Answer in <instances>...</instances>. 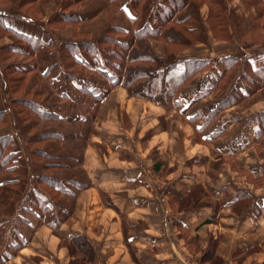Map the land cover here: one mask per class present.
I'll list each match as a JSON object with an SVG mask.
<instances>
[{
    "label": "crops",
    "instance_id": "1",
    "mask_svg": "<svg viewBox=\"0 0 264 264\" xmlns=\"http://www.w3.org/2000/svg\"><path fill=\"white\" fill-rule=\"evenodd\" d=\"M94 1L87 10L77 9L89 17L83 28L92 35L116 21L103 5L118 1L124 15V21L118 22L121 25L138 14L131 0H100L106 3L91 11ZM229 5L245 21L257 15L243 0H229ZM104 14L109 15L108 22L97 23ZM144 14L139 24L146 20ZM208 14L206 5L201 15L207 18ZM153 44L166 47L163 42ZM259 47L263 44L242 45L232 35L227 41L212 40L209 45L196 44L181 51L180 59L213 60L182 88L181 97L187 104L182 110L130 96L123 86L113 87L86 133L87 144L79 159L84 178L78 180L83 178L88 186L74 187L71 215L55 230L51 224L56 220L48 212L30 228L27 244L16 252L10 250V256L14 255L0 264H202L211 239L219 241L216 252L223 264H263L264 136L256 140L254 123L244 120L264 111V99L255 100L257 92L247 91L251 82L239 73L236 86L246 89L245 102L209 118L208 112L222 98L217 91L203 93L205 84L212 86L222 71L223 56L253 55ZM259 64L255 61V66ZM219 124L223 133L218 135ZM198 185L206 191L201 201L207 204L181 210V197ZM240 191L252 197L242 211L235 209L238 202L233 199ZM54 212L63 215L58 208ZM79 235L91 244L94 261L84 262L83 252L70 245V237ZM193 237L199 241L192 249L188 241ZM242 254L243 259H236Z\"/></svg>",
    "mask_w": 264,
    "mask_h": 264
},
{
    "label": "trees",
    "instance_id": "2",
    "mask_svg": "<svg viewBox=\"0 0 264 264\" xmlns=\"http://www.w3.org/2000/svg\"><path fill=\"white\" fill-rule=\"evenodd\" d=\"M73 1L81 4L85 0ZM110 1L113 2L115 0ZM243 1L248 8L256 9L257 15L246 19L248 25H246V28L241 27L240 31H238L239 42L245 45L251 42L263 44L264 42L256 40V37H263L264 39V0ZM97 2L98 0L93 3L91 11ZM21 4L22 2H19V9H22ZM206 5L209 8L207 18L201 15V11ZM131 7L138 11V14L129 19V24H110L104 28L103 33L97 38L83 27L78 26L79 24L83 25L84 21L89 19V17L83 16L77 9L70 8L68 11L66 9L59 11V14L63 17V21L72 25L69 33L72 38L58 41L56 38L51 37L46 42L43 39V35H30L29 33L19 31L17 28L9 27L4 24L3 15H1V40L6 34H14L24 40L25 44H28L32 48V52L29 55L37 60V65L29 64L27 67L22 68H20L21 65H17L9 68L11 71L15 69L14 75L10 77L9 87L4 89L5 95L3 96H9V98L6 101H2V95L0 97V126L2 125V128H0V175L15 173L19 170V161L22 159V156L19 157L18 155L19 146L17 145V139H20L21 133H25L24 135H26L28 132L30 134V131L33 132L32 125H29L30 130L27 131L25 128V126L28 127V125H25L26 122L29 124L40 121H54L59 122V124H64V122L79 124L82 122L88 124L87 132H89L90 123L97 117V108L115 86H123L130 96L147 99L167 109L175 108L182 110L187 106L185 100L181 97L182 88L188 86L199 72L208 69L213 60L211 57L204 59L199 57L180 59V52L196 44L209 45L212 40H230L232 35H236V29L241 26L244 19L239 18L234 9H230L229 0H131ZM143 13H145L146 20L143 24H139ZM55 21L56 19L54 18L50 19L48 24ZM153 42H163L166 44L164 54L158 53ZM5 47H9L8 49L11 50L14 49V51L16 50L15 45H11V43H5L3 48ZM42 49L46 50V55L45 57L42 56L40 61L46 63L47 66L43 72H40L39 52ZM24 51L23 48L20 51L17 50L18 53H24ZM263 51L264 49L242 58L233 55L223 56L220 61V65L223 68L216 79L218 81H215L212 86L205 84L203 93L207 94L218 91L221 84L227 79L228 74L236 68L242 69L240 78L254 84L255 92L260 88H264V54H261ZM255 61L262 62V64L255 66ZM72 69L77 70L78 73L72 72ZM54 70H57L58 75L53 76L52 72ZM36 73H40L43 80L51 87L53 84H58L57 96L64 102L63 105L54 101L45 106L43 102L35 100L33 97L31 99L22 96L24 92L25 95L30 93L29 95L33 96L43 94L41 92H33V94V90L28 89L32 76ZM96 75L101 76L105 81L101 86L98 85V81L92 80ZM227 92V95L221 96L222 99L217 103L213 111L208 112L209 118H215L222 110L242 104L243 100L247 97V94L236 85L231 87ZM88 99L94 100L92 109L95 107V110L88 117L89 120L85 122L83 120L85 118L84 115L90 111H86L83 114L80 111L87 104ZM23 103L28 105L27 107L35 113L36 120L30 114L23 116V110L20 107ZM9 110H13V115L17 116L15 118V126L10 124L13 121L9 118ZM67 111H71L69 112L70 115L74 111H79V114L73 121H66L65 118L70 116L65 115ZM234 119L237 120V118ZM244 122L254 123L256 140L259 141L264 136V111L244 120ZM20 123H24L22 125L25 126L22 128ZM221 133H223V130H221V125L219 124L216 134L219 135ZM17 134L18 138L16 137L15 141ZM26 136L23 141L28 146L31 144L40 145L38 148L31 149L28 152V157L36 162L35 165L37 163L40 164V160L61 158L59 155L54 156L55 153H50L46 149L55 146L57 153L66 154L73 151L68 142H72L75 139L87 138V134H67L64 131L54 129ZM44 145H46V148H41ZM13 147L17 149L12 151ZM8 149H10V152L6 153ZM66 157L69 160H73V162L78 159V164L80 162L79 157L73 153L63 158ZM41 166L40 173L38 172L40 169L36 170V182L45 181L44 183L47 182L46 184L58 193H61L57 187V182L60 181L71 183L78 190L88 186V183L82 180L83 178L78 180V178L74 177L75 174L73 177L65 178L63 176V179H61L59 176L50 177L45 172L51 169H66V164L51 162L41 164ZM80 173L83 175L82 170L78 171L76 175ZM5 182L0 181V187H3ZM6 184L21 185L19 180L7 181ZM32 193L34 195V203L37 205L42 200L44 191L39 188L36 191H32ZM205 194L206 191L203 186H195L181 197L179 208L181 210H188L191 208L199 209L205 206L207 202L201 201V196ZM71 195L73 198L75 197L74 191ZM52 198L56 199L55 196ZM251 198L247 191H240L234 195V202H238L235 209L239 211L246 209L252 202ZM59 200L63 201L62 198ZM53 207L48 205L45 208V213L50 212L52 219L56 220L51 226L57 230L58 225L71 215L72 210H68L67 205L62 203L58 210L63 215H55L54 210L57 208ZM34 213L38 219L45 218V214L43 213L38 215L35 210ZM208 222H212V219L206 221V223ZM9 237V241L6 238L4 239L3 236L0 239L1 246L5 243L4 249L0 253H3L0 257L1 262H5L9 258L7 256H10V250L16 252L27 244V236L25 234H19L17 231H14ZM198 241V237L191 238L188 241L190 248H195V244ZM69 243L73 250H81L83 252L84 262L95 260L94 250L84 236H71ZM218 243V239H211L209 248L202 256V264L224 263V259L216 252ZM251 250L253 249L248 251ZM244 255L242 254V259Z\"/></svg>",
    "mask_w": 264,
    "mask_h": 264
},
{
    "label": "rangeland",
    "instance_id": "3",
    "mask_svg": "<svg viewBox=\"0 0 264 264\" xmlns=\"http://www.w3.org/2000/svg\"><path fill=\"white\" fill-rule=\"evenodd\" d=\"M93 0H85L84 2L77 3L74 2L73 0H0V18L2 17L1 15H3V19H4V24L8 25L9 27L12 28H17L19 31L25 32V33H29L30 35L33 34L35 36H40L43 35L44 36V40L45 42L51 39V37L56 38L58 41H62V40H67V39H71L72 37L69 35L70 33V28H72L70 24L65 23L63 21V17L59 14V11H64L65 9L68 11L70 8L72 9H78V10H87V6L90 5V3ZM96 1V0H95ZM94 1V2H95ZM100 0H98L97 5H96V9H99L101 7V4H105L104 2H99ZM19 2H22L21 4V8L19 9L18 5ZM119 3L118 1L116 3H114V5H103V9L107 8L105 11L111 13V19L112 20H116L113 21V23H118V22H123L124 21V15L122 14V12L119 11ZM91 8V7H90ZM101 10V9H100ZM106 15V14H104ZM58 16V17H55ZM60 16V17H59ZM103 18L98 19L97 23H99L100 21H106L108 22V18L109 15L106 16H102ZM56 19L55 22H52L51 24H48L49 20L51 19ZM111 20V21H112ZM96 24H89L88 27H95ZM247 24V21L245 22V20H242V24L240 27H238V29H240L241 27H245ZM78 26L80 27H84L85 24H79ZM85 28V27H84ZM79 29V28H76ZM239 30H236V36L237 39L239 40L238 37V32ZM32 32V33H30ZM1 33V32H0ZM103 33V31L99 34L98 31H96L94 33V37H99L101 34ZM4 35V33H3ZM256 37V36H255ZM262 38V39H261ZM256 37V40H262L261 42H264L263 37ZM5 43H11V45H15V51L14 49H8L9 47H5L3 48V45ZM244 43V42H243ZM264 44V43H263ZM244 45V44H242ZM165 47V46H164ZM163 46H158L156 47V49L158 51H162L164 50ZM264 47V45H263ZM261 47V48H263ZM24 49V53L21 52H17V50L20 51V49ZM260 47L257 48L258 50L261 49ZM31 47L28 46V44H25V41L20 39L18 36H15L14 34H6L2 40L0 38V97L2 95V101H6L9 96H3L5 95L4 93V89L9 87L10 84V77L13 74V72L15 71V69H12V71L9 69L10 67H14L17 65H21L20 68L22 67H27L29 64L32 65H37V60L33 59L29 54H31ZM256 49V50H257ZM255 50V51H256ZM257 50V51H258ZM253 51V52H255ZM256 51V52H257ZM261 51V50H260ZM259 51V52H260ZM252 52V53H253ZM264 54V51L261 53ZM46 55V50L42 49L39 52V70L40 72H43L46 68V63L41 62L40 58L43 56L45 57ZM239 56L242 57H246L247 55L242 53L239 54ZM47 61V60H46ZM48 62V61H47ZM223 66L220 65V69H222ZM72 72H77V70L72 69ZM242 71L241 68H236L234 70H232V72H230L227 76V79L221 84L219 90L217 91L218 95H227V91L231 88L234 87L235 85H237L239 83V81L236 79V76ZM53 76L54 75H58L57 74V70H54L52 72ZM32 76V75H31ZM81 77V75H80ZM29 79V78H28ZM93 81H98V85H102L103 83H105L104 79L101 76H94V79H92ZM59 88L58 84H53V86L51 87L49 84H47L46 81L43 80V77L41 76L40 73H36L33 74L32 76V81L30 82V86L28 87V89L33 90V92H41L43 94L38 95H25L22 94L23 97H28L31 98L32 97L35 100L41 101L44 103L45 106H48V104L53 103L54 101L57 103H62L63 105V101L59 99L58 93H57V89ZM252 88L255 90V86L253 83H247V91L252 90ZM104 90V88H102ZM101 89V91H102ZM246 89H242L245 90ZM257 94L255 100L258 99H264V88H260L258 90H256ZM20 94V93H19ZM34 94V93H33ZM221 98V97H220ZM253 98V99H254ZM245 102V101H243ZM39 103V102H38ZM87 104L84 105L80 111V113H85L86 111H90L89 113L84 115V121H88L91 115V113L95 110V107L92 109V105L94 104V100L92 99H88ZM248 103V102H247ZM28 105H26L25 103L21 104L20 107L23 110V116H26L28 114L31 115V117H33V119H35V113L29 109V107H27ZM244 106H247V104L243 105L241 108H244ZM99 108V107H98ZM97 108V109H98ZM69 112L71 111H67L64 114L65 115H70ZM9 118L13 121L12 123H10L11 125L15 126V118L17 116L13 115V110H9ZM79 114V111H74L70 116H67L66 121H73L75 119V117H77V115ZM31 120V119H29ZM36 120V119H35ZM96 120V119H95ZM94 120V121H95ZM34 121V120H31ZM93 121V122H94ZM91 122V123H93ZM227 120H224L222 123H226ZM90 123V125H91ZM221 123V121H220ZM24 123H20L21 127L23 128V126H25V128L28 130H30V126L32 125V131L26 133V135H33L36 132H40V131H46V130H58V131H64L67 134H81V135H85L87 133V128H88V124L86 123H82L80 122L79 124H71V123H67L64 122V124H59V122H46V121H40V122H36L33 124H29L28 122L25 123V125H22ZM0 128H2V125L0 126ZM1 134V133H0ZM21 137L18 140L17 139V145L19 146L18 150H19V157L22 156V159L19 161V170H17L15 173H10V174H1L0 175V181H15V180H19L21 185L20 186H14V184H4L3 187H0V239L2 238V236L4 237V239L6 238V240L9 241L10 239V235L11 233H13L14 231H17L19 234H25L27 236L28 232L31 230L30 228H33L36 224V222L40 221V220H44V219H38L34 214V210L38 213V215H40V213H43L45 215H48V213H45V208L48 205L54 206L55 208H59L60 204H65L67 205L68 210L72 209L73 207V198L71 196V194L73 193L74 190V186H72L71 183L68 182H57V187L59 188V190L61 191V193H58L56 190H54L53 188L49 187L46 183H44L45 181H40V183L36 182V170L40 169L42 166L41 164L44 163H51V162H57L59 164H66L67 168L63 169V170H55V169H51V170H46L45 172L48 174V176L50 177H61V179H63L62 177L65 176V178L67 177H73V175L75 174L74 177L76 178H80L84 175L77 174L76 173L82 168V161L80 160V164H78L77 160L73 162V160H69L66 158H63L66 155L69 154H75L77 157H79V159L81 158V153L83 151L84 145L86 146V142L84 138H81L78 142H76L75 144H73L72 146H70V148L73 150L69 153L66 154H62V153H57L55 150V146H52V148L46 149L48 152L50 153H55L54 156L59 155V157L61 158H54V159H44V160H40V164L37 163V165H35V161H33L32 159H30V157H28V152L31 149L34 148H38V146H40L39 144H31L30 146H28L23 139H25L27 136L24 135L23 133H21ZM68 136V135H67ZM16 137L18 138V134L15 136V141H16ZM59 143V142H56ZM70 143V142H68ZM41 148H46V145L42 146ZM17 148L13 147L12 151L16 150ZM51 149V151H50ZM59 151V150H58ZM10 149L7 150L6 153H9ZM62 152V151H59ZM41 169L38 171L40 173ZM21 172V173H20ZM43 172V171H42ZM42 182V184H41ZM54 183V182H53ZM65 183V184H64ZM28 187V188H27ZM41 188L44 191V195L42 196V200L39 201L37 203V205H35L34 203V195L32 193V191H36L37 189ZM61 194H64L61 196ZM56 197V199H53L52 197ZM62 198L63 201L61 202L59 199ZM7 206V207H6ZM53 207V208H54ZM31 208H33V210H31ZM57 211V209H56ZM257 214L259 212H256ZM264 214V213H263ZM5 227L7 228L5 230ZM16 239V238H14ZM5 243L2 245L1 249H0V253L3 251ZM240 259L241 257H236V259Z\"/></svg>",
    "mask_w": 264,
    "mask_h": 264
}]
</instances>
